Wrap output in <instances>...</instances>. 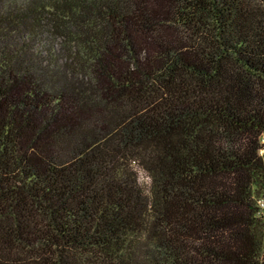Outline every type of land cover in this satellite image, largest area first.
I'll return each mask as SVG.
<instances>
[{"label":"trees","instance_id":"trees-1","mask_svg":"<svg viewBox=\"0 0 264 264\" xmlns=\"http://www.w3.org/2000/svg\"><path fill=\"white\" fill-rule=\"evenodd\" d=\"M264 0H0V264H264Z\"/></svg>","mask_w":264,"mask_h":264},{"label":"rangeland","instance_id":"rangeland-1","mask_svg":"<svg viewBox=\"0 0 264 264\" xmlns=\"http://www.w3.org/2000/svg\"><path fill=\"white\" fill-rule=\"evenodd\" d=\"M264 140V139H263Z\"/></svg>","mask_w":264,"mask_h":264}]
</instances>
